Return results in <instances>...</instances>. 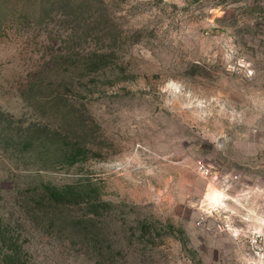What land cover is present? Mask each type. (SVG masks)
I'll list each match as a JSON object with an SVG mask.
<instances>
[{"label":"rangeland","instance_id":"rangeland-1","mask_svg":"<svg viewBox=\"0 0 264 264\" xmlns=\"http://www.w3.org/2000/svg\"><path fill=\"white\" fill-rule=\"evenodd\" d=\"M67 184L76 212L99 202L103 257L30 224L24 195ZM246 200L262 212L264 0H0V248L264 264Z\"/></svg>","mask_w":264,"mask_h":264},{"label":"trees","instance_id":"trees-1","mask_svg":"<svg viewBox=\"0 0 264 264\" xmlns=\"http://www.w3.org/2000/svg\"><path fill=\"white\" fill-rule=\"evenodd\" d=\"M75 66H78L80 73L88 69L83 61H77ZM53 137L49 135L50 140ZM71 142L70 139L66 144L69 145ZM69 153L71 155V152ZM48 188L49 190L46 192H31L24 195L22 207L26 206V210L32 213L34 217V222L32 220L30 224L33 226L40 223L43 230H49V232L48 230L45 231L48 233H53V230L57 229L63 234H67L64 236L69 239L65 243L66 247H75L81 256H92L95 252L103 257V243H106L104 242L103 231H106L99 225L101 222L98 220L96 213L93 212V208L99 205V202L96 200L87 202L82 207L83 210L76 212L73 207L81 206V201L71 184L64 186L63 190L58 189V187L50 188L48 186ZM101 242L102 244L99 246ZM41 262V259L37 257H34L32 261L29 256L18 250L0 248V264H40Z\"/></svg>","mask_w":264,"mask_h":264},{"label":"built area","instance_id":"built-area-1","mask_svg":"<svg viewBox=\"0 0 264 264\" xmlns=\"http://www.w3.org/2000/svg\"><path fill=\"white\" fill-rule=\"evenodd\" d=\"M248 204V200L243 204V208L245 209L243 220L246 222L254 220V224L245 229L243 234L246 236V242L253 257L264 263V207L262 212H254L248 207ZM238 235H241V232Z\"/></svg>","mask_w":264,"mask_h":264}]
</instances>
